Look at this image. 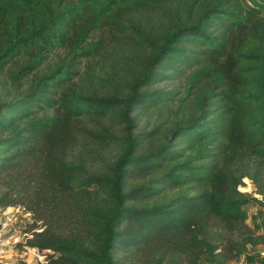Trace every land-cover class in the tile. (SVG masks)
Masks as SVG:
<instances>
[{"label": "trees", "instance_id": "1", "mask_svg": "<svg viewBox=\"0 0 264 264\" xmlns=\"http://www.w3.org/2000/svg\"><path fill=\"white\" fill-rule=\"evenodd\" d=\"M15 206L48 264H256L264 0H0Z\"/></svg>", "mask_w": 264, "mask_h": 264}, {"label": "built area", "instance_id": "2", "mask_svg": "<svg viewBox=\"0 0 264 264\" xmlns=\"http://www.w3.org/2000/svg\"><path fill=\"white\" fill-rule=\"evenodd\" d=\"M252 193V191H247ZM28 219V223L21 225L22 219ZM33 224L32 215L21 206L10 207L6 210H0V250L4 252L17 250L22 251L25 255L31 254L38 258V264H48L47 252H42L28 246L29 240L38 229L29 230ZM261 258H264V248L258 251ZM41 257L45 260L42 261Z\"/></svg>", "mask_w": 264, "mask_h": 264}, {"label": "rangeland", "instance_id": "3", "mask_svg": "<svg viewBox=\"0 0 264 264\" xmlns=\"http://www.w3.org/2000/svg\"><path fill=\"white\" fill-rule=\"evenodd\" d=\"M244 183H245V186L240 187L239 188L240 191L247 192V191L254 190V186L249 180L245 179ZM258 209H259L258 207L249 208V214L255 215ZM28 221H29L28 219L23 218L21 225L28 223ZM262 233L263 231H260L257 233V235L262 234ZM263 248L264 246H258L257 248L253 249L251 253L253 252L258 253V251ZM3 254L0 255V264H20L22 262L26 264H38V261H39L37 257H33V255L31 254L25 255L24 253H22V251H17V250H12L11 252L10 251L4 252ZM41 259L42 261L45 260L43 257H41ZM232 264H248V263L246 262L244 258H241L239 261H235ZM256 264H264V259L259 258Z\"/></svg>", "mask_w": 264, "mask_h": 264}, {"label": "crops", "instance_id": "4", "mask_svg": "<svg viewBox=\"0 0 264 264\" xmlns=\"http://www.w3.org/2000/svg\"><path fill=\"white\" fill-rule=\"evenodd\" d=\"M4 253V250H0V255H2ZM4 255V254H3Z\"/></svg>", "mask_w": 264, "mask_h": 264}]
</instances>
